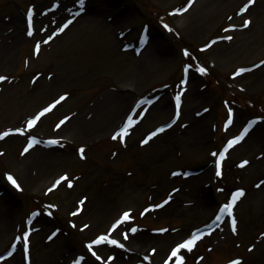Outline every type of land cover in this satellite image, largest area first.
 Listing matches in <instances>:
<instances>
[{
  "label": "rangeland",
  "instance_id": "obj_1",
  "mask_svg": "<svg viewBox=\"0 0 264 264\" xmlns=\"http://www.w3.org/2000/svg\"><path fill=\"white\" fill-rule=\"evenodd\" d=\"M208 1L0 0V76L9 78L0 81V135L9 132L0 139V253L14 247L0 264H73L78 256L81 264H112L123 248L94 245L104 258L98 260L87 247L102 234L122 243L125 232H171L175 246L215 223L239 189L245 194L233 207L237 230L227 220L217 224L191 251H181L185 264H250L264 249V0H223L228 8L218 17H193ZM67 20L73 23L59 33L57 26ZM49 35L53 39L44 43ZM150 60L151 76L139 85ZM201 66L207 73L198 71ZM65 93V101L28 123ZM114 113L121 116L111 124ZM128 115L136 122L113 139ZM65 117L70 119L57 128ZM248 124L244 139L217 166L221 148ZM54 139L60 143L49 142ZM50 157L55 159L42 178ZM64 174L72 187L63 181L49 192ZM28 176L39 184L31 187ZM104 193L109 207L80 209L82 199L102 200ZM169 196L181 199L179 211L152 212ZM124 211L130 220L111 231ZM24 232L30 233L29 247L22 252ZM170 250L162 256L167 259ZM134 258L119 264H152L148 257Z\"/></svg>",
  "mask_w": 264,
  "mask_h": 264
},
{
  "label": "snow or ice",
  "instance_id": "obj_2",
  "mask_svg": "<svg viewBox=\"0 0 264 264\" xmlns=\"http://www.w3.org/2000/svg\"><path fill=\"white\" fill-rule=\"evenodd\" d=\"M79 3L81 5H84L85 3V0H79ZM191 6V4H189V7ZM247 5L245 6V8L243 9V11H247ZM187 9H177L176 11L177 12H181V11H186ZM29 23L31 24V20H32V14L31 12H29ZM73 23L72 20H67L66 23H63L62 26L61 25H58V29H59V33H62L64 32L68 27L69 25H71ZM251 22L248 21V22H245L243 26L247 27ZM57 33V34H59ZM29 35H32L33 33L31 31H29L28 33ZM234 37L232 36H228L227 39L228 40H232ZM53 39V37L51 35H49L48 37V40L47 41H44V43H48L49 41H51ZM212 43H215V41H213ZM39 52H40V44H37L36 45V53L37 55H39ZM187 54V52L185 53ZM185 71H187V69H185ZM199 72L201 73H207L208 69L206 67H203L201 66L199 69H198ZM243 71H246L245 69H240V72H243ZM9 79L7 76H0V81H5ZM35 82V81H33ZM181 83H185V81H181ZM181 95H183V93L181 94H178L175 99H176V102H177V107L179 108V104H180V100H181ZM68 97V94L65 93L61 96H59L58 99H56L53 103H51L48 107H45L38 115L34 116L31 120L28 121V123L30 125H35L37 123V121L43 117L46 113L52 111L54 108H56L57 105L61 104L62 101H65ZM229 112H231V109H229ZM68 119H70L69 117H65L63 120L60 121V123L57 125V128H59L61 125H63ZM127 119V123L125 126L121 127L119 129V131H115L114 132V135H113V139H117V138H122L123 136H126L129 132V129L133 126V124L136 122L135 119H134V116L132 115H128L126 117ZM176 121L173 120L172 121V124H174ZM233 123L232 119L229 118L227 120V124L228 125H231ZM168 127H171V124L168 125ZM227 130V129H226ZM11 131V130H10ZM16 131H19V132H23V128H18L16 129ZM165 131V128L164 127H160L158 128L157 130L155 131H152L150 133V135H148L147 139H144L142 140V143H145L147 144L149 142V140H151L153 137H156L158 133H161V132H164ZM248 132V128H244V131L243 133H241L240 135H237V136H234L231 140H229L227 142V146L226 148L224 149V152L227 153L228 149L232 148L233 145L235 144H238L239 142H241L243 139H244V136L245 134H247ZM7 135H9V132H4L2 135H0V139H2L3 137H6ZM33 141H35V137L32 138ZM50 143H53V144H58L60 143L59 140H51L49 141ZM31 144H29V148H31ZM25 151H28V148L25 149ZM79 153L81 156H83L85 154V148L84 147H81L79 149ZM213 155H217V153H213ZM224 157L221 156V160H223ZM249 163V161L245 160L242 162V166L244 165H247ZM10 179H12V183L16 185L17 188L20 187V185L17 183V181L12 178V177H9ZM63 181H67L68 182V186L69 187H72V181L70 180V178L67 176V174H64V175H61V177L54 181L53 182V188H49V192H52L54 190L55 187L59 186ZM245 193H244V190L243 189H239L236 194L232 197L231 199V202L230 203H226L224 204L223 208L219 210V215L216 216V220H220L226 213L229 214L231 216V213H232V209H233V206L235 205L236 203V199L237 197H240V196H243ZM172 199L171 196H169L168 198L164 199L162 203H158V204H154L152 205L151 207L153 209L155 208H162L164 207L165 205H167L170 200ZM84 200L82 199L80 201V204H84ZM148 211V209L145 210V212L141 213V215H144L146 212ZM35 215V214H34ZM73 215H76V213L74 212ZM131 218V214L129 211H124L122 213V219L118 218L115 223H113L111 226H110V229L111 231H115L117 228H119L123 223H125L126 221H128L129 219ZM236 224H237V221L235 219V217H232L231 218V229L233 232H235L237 229H236ZM76 225L73 224V227H75ZM85 228H88L89 225L85 224L84 225ZM130 231L131 232H136L137 229L136 228H130ZM161 231H167V229H161ZM29 232H24L21 234V238L20 239V249L22 252L24 251H27L29 245H28V239H29ZM56 232H53L51 235L48 236V239L49 240H52L55 236H56ZM124 236L125 238L128 237V232H125L124 233ZM201 236V233H200V230L197 229L195 233H189V237L188 238H185L183 239L182 241L180 242H177L175 244V246L170 250V254L167 256V260H166V264L167 262H171V264H185V257L184 255L181 254V251L182 250H188V251H191L192 248L196 245L197 243V240L200 238ZM107 241L108 243H111L113 245H118L119 247L123 248L125 247L124 244L120 243V241L116 240V239H112L110 238L108 235L106 234H102L100 236H98L95 240H93L91 243H89L87 245L88 249L91 251L92 255L94 257H96L98 260H102L104 259L103 257H100L98 255V251L97 250H94L93 246L94 245H99L101 244L102 242H105ZM155 251V250H154ZM13 253L10 252L9 253V256H12ZM83 258H79V259H75L73 261V264H81V260ZM232 264H240V261L238 260H234L232 262Z\"/></svg>",
  "mask_w": 264,
  "mask_h": 264
},
{
  "label": "bare ground",
  "instance_id": "obj_3",
  "mask_svg": "<svg viewBox=\"0 0 264 264\" xmlns=\"http://www.w3.org/2000/svg\"><path fill=\"white\" fill-rule=\"evenodd\" d=\"M228 8V5L226 3V1H208L207 3H205L203 5V7H201L199 13L195 14L193 17H196V18H201V17H205L206 19H213V18H216L218 17L219 15H221L222 11H224L225 9ZM250 10V8L248 9ZM245 32L242 33V40L243 38L245 37ZM244 35V37H243ZM250 36V35H249ZM246 39V38H244ZM154 60V59H153ZM153 60H150L149 61V65L148 67L145 66V63H148V62H144V66L142 67L141 69V72H140V82H139V85H142L146 82V80H148V78H150L151 76V73L154 69V64H153ZM152 62V63H151ZM136 84V82H135ZM167 109H169V106L166 107ZM115 116H112L109 115V117H112V120L111 118L109 119L111 121V124H115L116 123V120H118L120 118L121 115H116V113H114ZM115 122V123H114ZM196 124L197 123H194L193 124V128L195 129L196 128ZM192 126V125H191ZM84 131V130H83ZM197 132L196 130H194V137L196 136ZM51 158V157H50ZM55 158L52 157L51 159H49V161L46 163V166L45 167H48V169L46 168L44 170V172L42 173V178L46 177L47 176V172L49 170V166L50 164L53 163V160ZM40 170V169H39ZM196 179V183L195 186H200V181L198 179V177L195 178ZM39 180H36V183L39 184ZM26 183L29 184L31 187H32V184L34 186V184L36 185V183H33V181L29 178L26 179ZM37 184V185H38ZM104 195V198L101 200H95L94 198L92 199H85L84 201V204L80 205V209H82L83 211L85 210L86 212L85 213H89L91 210L94 211V210H98V208H101V209H106L107 207H109V199L107 197H105V193L103 194ZM99 198V197H98ZM180 198L175 196L174 198H172L170 200V202L165 205L164 207H162L161 209L159 210H152V212H155L156 214L158 213H162L164 211L166 212H177L179 211V208L178 205L181 203L180 202ZM173 237V234L171 232H166V233H161V234H152V233H146V232H141V233H128V237L125 238L123 241H122V244L125 245V247H123V249L126 251V252H129V253H126V252H122V255L118 256H114L113 257V262L112 264H119L120 262H123L122 260H126L127 259H130V260H134L135 258V255H142V256H145V257H148V259L150 260L149 262L152 263V264H162V263H165L166 262V255H163L162 254L164 253L163 250L168 246V250L171 248L174 247V243L171 242V239ZM2 247H0L1 249ZM155 250V251H154ZM126 255H125V254ZM132 253V254H131ZM132 255V256H131ZM65 264H68V263H65ZM250 264H264V249L262 251H260L257 255H255V257L253 258V260L251 261Z\"/></svg>",
  "mask_w": 264,
  "mask_h": 264
}]
</instances>
